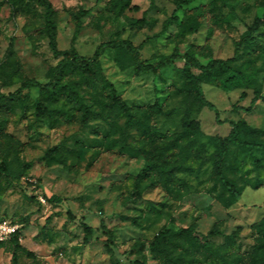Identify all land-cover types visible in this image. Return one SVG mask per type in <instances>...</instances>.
Segmentation results:
<instances>
[{
	"label": "rangeland",
	"instance_id": "obj_1",
	"mask_svg": "<svg viewBox=\"0 0 264 264\" xmlns=\"http://www.w3.org/2000/svg\"><path fill=\"white\" fill-rule=\"evenodd\" d=\"M50 1L60 50L74 49L88 57L103 41L128 39L135 45L144 43L141 59L147 63L189 51L202 63L232 57L237 41L256 17L264 16V0H194L178 8L182 21L192 19L198 26L193 31L186 28L184 34L180 22L162 31L176 8L175 0H154L152 7L151 0H131L139 10L120 15L110 10L111 0ZM82 8L89 13L74 38ZM44 14L38 0H0V93L15 91L25 79L49 80L58 59L45 33ZM140 18L145 22L132 26ZM115 52L106 47L96 74L79 87L85 101L99 112L97 118L86 122L60 116L40 118L34 106L36 90L25 89L24 101L2 106L0 163L8 161L15 172L26 163L30 166L20 178H11V183L0 178V217L19 226L20 243L44 264H111L114 257L122 264H136L135 259L160 264L149 247L154 236L167 228L189 226H194L202 241L213 228L225 234L239 230L224 254L231 259L251 252L256 243L252 225L264 216V167L256 169L248 154L231 146L225 169L241 187L242 196L226 206L228 194L222 192L214 161L220 142L231 131L228 120H245L256 129L255 137H264V101L259 99L251 110L244 109L257 92L264 95V29L254 34L236 61L249 81L232 89L223 88L219 79L202 82L204 96L216 105L224 122L196 100L183 73L184 59L157 73H141L134 65L122 69ZM193 71L201 73L196 68ZM68 78L81 80L77 74ZM105 80L155 132L154 141L146 138L142 126H126L127 117L111 106ZM155 103L163 112H152ZM185 117L200 130L196 144L186 149V140H177ZM144 146L158 147L173 164L185 168L166 184L146 188L147 180L137 189L135 177L145 164ZM53 147L58 148L56 156H47ZM256 154L264 160L263 151ZM52 195L63 201L49 203L46 197ZM83 221L93 229L87 242ZM210 240L216 246L225 243L223 236ZM200 256L206 261L204 253ZM0 264H13L11 253L4 248H0Z\"/></svg>",
	"mask_w": 264,
	"mask_h": 264
},
{
	"label": "trees",
	"instance_id": "obj_2",
	"mask_svg": "<svg viewBox=\"0 0 264 264\" xmlns=\"http://www.w3.org/2000/svg\"><path fill=\"white\" fill-rule=\"evenodd\" d=\"M45 8V33L49 39L50 48L54 56L58 59L57 64L53 67L49 80L40 82L34 78L25 79L21 85L13 92L0 93V111L2 106H6L16 102L24 101V90H36L38 95L35 98L34 106L36 113L40 118L55 119L61 117L67 121L86 122L88 118L99 116V112L93 109L91 104L87 103L83 95L79 91V87L83 82H90L91 76L95 75L100 68V58L105 52L106 47L115 49V59L122 69H126L132 65L141 73H157L158 70L167 64L175 62L177 59H184L183 73L188 82L192 85L195 92L196 100L202 105L208 107L215 112L216 120L224 122L219 117V109L211 101L206 99L203 92L202 82L205 79L220 80L221 85L225 89H232L242 86L249 81L248 74L243 71L236 61L239 59L241 52L251 45L254 34L264 29V16L256 17L252 25L248 28L243 37L237 41L234 55L229 58H212L207 63H202L193 52L184 54L173 53L161 58L158 62L147 63L141 59V49L144 43L135 45L128 39H110L100 43L94 53L88 57H83L76 50H60L57 45V33L55 22V9L50 0H38ZM100 3L102 0H96ZM194 0H175L176 8L167 18L163 32L169 26L175 23H181V32L185 34L186 30H197L198 26L194 20L182 21L178 15V8L184 4H190ZM154 4L151 0L150 7ZM110 10L115 15H120L126 10H139L138 5H133L131 0H111ZM89 13L88 9H80L77 14V28L74 38H76L82 28L83 17ZM145 18L134 19L132 26L143 24ZM187 28V29H186ZM200 70V74H196L193 69ZM77 74L80 76L79 81L69 79L70 75ZM94 82V81H93ZM103 87L107 90L111 99V106L117 107L126 117V126L131 127L139 125L143 127V133L146 138L154 141L156 139L155 132L148 129V126L141 117L136 115L134 109L123 99L119 97L115 87L109 82L104 81ZM245 94L241 95L244 98ZM264 101V95L257 92L252 99L249 107L244 109L251 110L252 105L257 100ZM70 104L71 108H66L64 104ZM243 108V107H242ZM152 112L161 113L163 109L159 103H155ZM74 110V111H73ZM231 126L229 135L220 142L214 168L218 177L222 192L227 193L224 204L226 206L238 202L242 196L241 187H239L227 174L225 169V161L229 157L231 146L243 150L252 159V164L256 169L264 167V160L259 158L256 151L264 152V137H255L253 135L256 129L247 124L245 120H228ZM248 131L249 135H247ZM200 134L196 123L185 117L184 130L181 132L177 140H186L184 149L192 148ZM58 148L53 147L47 153L49 157H55ZM141 152L145 156V164L135 177V187L137 189L143 186L144 181H149L146 188L156 187L162 182L167 183L171 180L176 171L182 170L185 166L181 163L173 164L169 157L163 155L164 151L158 147L147 149L145 146L141 148ZM30 166L26 163L17 172L13 171L8 161L0 163V178H4L11 183V178H20L25 170ZM164 184V183H163ZM144 187V186H143ZM33 198V197H31ZM46 200L52 204H59L63 200L58 195L46 197ZM1 219H5L0 217ZM102 224L103 221H102ZM82 226L85 231L84 241L87 242L93 234V229L84 221ZM112 237L113 233L107 231ZM194 226L181 227L178 229L167 228L158 232L149 244L150 250L160 264H202V263H220V264H264V216L252 225V233L255 236L256 243L251 252L246 254H238L228 259L223 250L227 246H232L239 234V230L225 234L218 228H213L203 235V241L196 234ZM213 236H223L224 245L216 246L210 240ZM144 247L145 245L142 244ZM0 248H4L11 253L13 264H44L34 251L24 247L20 243V230H18L9 240L0 242ZM204 253L206 261L200 256ZM136 264H147L145 260L135 259ZM111 264H122L117 257H114Z\"/></svg>",
	"mask_w": 264,
	"mask_h": 264
},
{
	"label": "built area",
	"instance_id": "obj_3",
	"mask_svg": "<svg viewBox=\"0 0 264 264\" xmlns=\"http://www.w3.org/2000/svg\"><path fill=\"white\" fill-rule=\"evenodd\" d=\"M19 226L7 219L0 220V242L9 240L17 231Z\"/></svg>",
	"mask_w": 264,
	"mask_h": 264
}]
</instances>
